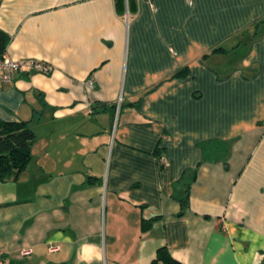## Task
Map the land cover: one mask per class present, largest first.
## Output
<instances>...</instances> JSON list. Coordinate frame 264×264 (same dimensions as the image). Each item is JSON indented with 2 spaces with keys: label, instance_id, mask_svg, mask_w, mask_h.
I'll use <instances>...</instances> for the list:
<instances>
[{
  "label": "crops",
  "instance_id": "1",
  "mask_svg": "<svg viewBox=\"0 0 264 264\" xmlns=\"http://www.w3.org/2000/svg\"><path fill=\"white\" fill-rule=\"evenodd\" d=\"M0 30L50 67L0 87L34 133L0 181L6 264H264V0H0Z\"/></svg>",
  "mask_w": 264,
  "mask_h": 264
},
{
  "label": "trees",
  "instance_id": "2",
  "mask_svg": "<svg viewBox=\"0 0 264 264\" xmlns=\"http://www.w3.org/2000/svg\"><path fill=\"white\" fill-rule=\"evenodd\" d=\"M127 6L130 0H126ZM116 11L125 4V0H114ZM9 36L0 30V57L3 56ZM238 42V41H237ZM215 50H222L217 47ZM186 72V68L177 70L173 76H180ZM133 104V103H130ZM34 141V133L28 126L27 121H4L0 119V181L7 178L16 179L31 158V146ZM204 158L209 159L216 154H224L225 145L218 141H205L201 143ZM160 157V156H159ZM157 156V160H159ZM224 165L226 162L223 160ZM93 177H86L85 182L93 181ZM189 183L185 186L183 193L178 197L179 210L177 216L181 215L188 205ZM151 219L141 220V230L146 229ZM184 264L172 258L164 246L155 250L154 258L150 264ZM68 264V263H59Z\"/></svg>",
  "mask_w": 264,
  "mask_h": 264
},
{
  "label": "built area",
  "instance_id": "3",
  "mask_svg": "<svg viewBox=\"0 0 264 264\" xmlns=\"http://www.w3.org/2000/svg\"><path fill=\"white\" fill-rule=\"evenodd\" d=\"M19 71H23L26 73L47 74L50 71V67L46 63L38 59H30V58L17 59L8 56H1L0 57V87L3 83L10 82L13 79L14 75ZM87 84L90 85L89 80ZM159 162L163 166L167 165V162L163 158H160ZM20 253L22 255H26L29 253V250L24 247L21 248ZM0 264H6V261L3 258L1 250H0Z\"/></svg>",
  "mask_w": 264,
  "mask_h": 264
},
{
  "label": "rangeland",
  "instance_id": "4",
  "mask_svg": "<svg viewBox=\"0 0 264 264\" xmlns=\"http://www.w3.org/2000/svg\"><path fill=\"white\" fill-rule=\"evenodd\" d=\"M218 59H220V57ZM219 61L217 63H219ZM222 62L226 65L229 61L223 60Z\"/></svg>",
  "mask_w": 264,
  "mask_h": 264
}]
</instances>
